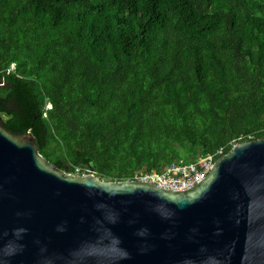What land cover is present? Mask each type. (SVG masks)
I'll return each instance as SVG.
<instances>
[{
  "label": "trees",
  "instance_id": "1",
  "mask_svg": "<svg viewBox=\"0 0 264 264\" xmlns=\"http://www.w3.org/2000/svg\"><path fill=\"white\" fill-rule=\"evenodd\" d=\"M0 82L64 173L223 154L264 135V0H0Z\"/></svg>",
  "mask_w": 264,
  "mask_h": 264
},
{
  "label": "water",
  "instance_id": "2",
  "mask_svg": "<svg viewBox=\"0 0 264 264\" xmlns=\"http://www.w3.org/2000/svg\"><path fill=\"white\" fill-rule=\"evenodd\" d=\"M0 264H264V135L167 190L64 173L0 118Z\"/></svg>",
  "mask_w": 264,
  "mask_h": 264
},
{
  "label": "built area",
  "instance_id": "3",
  "mask_svg": "<svg viewBox=\"0 0 264 264\" xmlns=\"http://www.w3.org/2000/svg\"><path fill=\"white\" fill-rule=\"evenodd\" d=\"M13 67V63H10L6 70L12 71ZM221 154V148H217L213 153L197 156L193 160L178 158L163 165L159 170L139 169L125 179L151 182L167 190H183L203 178L213 160Z\"/></svg>",
  "mask_w": 264,
  "mask_h": 264
},
{
  "label": "rangeland",
  "instance_id": "4",
  "mask_svg": "<svg viewBox=\"0 0 264 264\" xmlns=\"http://www.w3.org/2000/svg\"><path fill=\"white\" fill-rule=\"evenodd\" d=\"M71 174H75V173H71Z\"/></svg>",
  "mask_w": 264,
  "mask_h": 264
}]
</instances>
